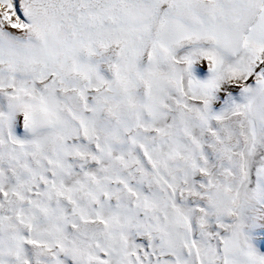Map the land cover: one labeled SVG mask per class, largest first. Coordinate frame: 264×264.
<instances>
[{"label":"snow or ice","instance_id":"6c2138e0","mask_svg":"<svg viewBox=\"0 0 264 264\" xmlns=\"http://www.w3.org/2000/svg\"><path fill=\"white\" fill-rule=\"evenodd\" d=\"M0 264H264V0H0Z\"/></svg>","mask_w":264,"mask_h":264}]
</instances>
